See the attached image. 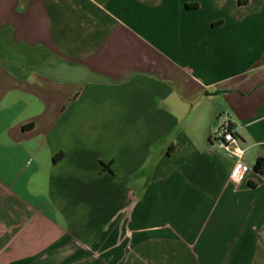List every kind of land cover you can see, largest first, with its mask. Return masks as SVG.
<instances>
[{
    "label": "crops",
    "instance_id": "1",
    "mask_svg": "<svg viewBox=\"0 0 264 264\" xmlns=\"http://www.w3.org/2000/svg\"><path fill=\"white\" fill-rule=\"evenodd\" d=\"M259 159L264 0H0V264H264Z\"/></svg>",
    "mask_w": 264,
    "mask_h": 264
},
{
    "label": "built area",
    "instance_id": "2",
    "mask_svg": "<svg viewBox=\"0 0 264 264\" xmlns=\"http://www.w3.org/2000/svg\"><path fill=\"white\" fill-rule=\"evenodd\" d=\"M222 116L224 121H222L215 130L214 139L219 141L220 146L229 156L237 158L233 165L230 178L234 182H239L243 179L247 172L252 169L241 159L243 152L238 147V142L227 114L223 113Z\"/></svg>",
    "mask_w": 264,
    "mask_h": 264
},
{
    "label": "trees",
    "instance_id": "3",
    "mask_svg": "<svg viewBox=\"0 0 264 264\" xmlns=\"http://www.w3.org/2000/svg\"><path fill=\"white\" fill-rule=\"evenodd\" d=\"M253 170L259 173H263L264 172V165L262 163V160H257L253 166Z\"/></svg>",
    "mask_w": 264,
    "mask_h": 264
}]
</instances>
